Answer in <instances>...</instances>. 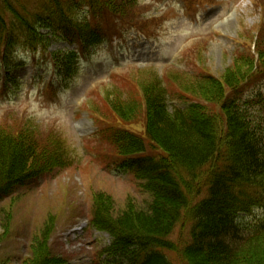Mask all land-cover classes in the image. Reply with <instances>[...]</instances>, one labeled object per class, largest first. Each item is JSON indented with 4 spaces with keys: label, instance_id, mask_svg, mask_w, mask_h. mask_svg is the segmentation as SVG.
<instances>
[{
    "label": "trees",
    "instance_id": "trees-1",
    "mask_svg": "<svg viewBox=\"0 0 264 264\" xmlns=\"http://www.w3.org/2000/svg\"><path fill=\"white\" fill-rule=\"evenodd\" d=\"M20 1L0 0V52L13 47L18 31L28 44L35 42L36 21H49L71 42L93 45L118 31L101 24L106 16L122 19L101 0H87L88 20L63 19L65 0H46L49 8L27 19ZM259 34L254 51L248 47L245 59L237 58L241 69L233 64L219 77L200 71L187 75L190 83L182 87L141 89L128 102L108 101L114 121L101 114L106 125L97 137L112 147L122 170L144 181L151 198L144 207L127 206L114 216L109 199L93 196L90 224L112 238L111 253L121 256L134 248L138 258L131 264H264V217L251 225L239 222L254 209L264 210V87L256 88L264 70V48L259 49L264 37ZM71 60L62 59L68 70ZM132 125H141V131ZM68 165L59 139H46L29 126L0 130V201ZM48 236L44 228L26 264L57 263Z\"/></svg>",
    "mask_w": 264,
    "mask_h": 264
},
{
    "label": "rangeland",
    "instance_id": "rangeland-1",
    "mask_svg": "<svg viewBox=\"0 0 264 264\" xmlns=\"http://www.w3.org/2000/svg\"><path fill=\"white\" fill-rule=\"evenodd\" d=\"M70 1L62 5V17L74 23L87 6L84 0ZM101 1L122 15L106 16L102 24L125 32L80 55L72 76L63 77L47 60L42 62L52 55L65 67L62 59L68 58L62 52L68 45L55 36L49 21L31 22L39 41L34 52H21L26 34L18 31L15 52L0 63V130L29 126L46 139L55 137L69 160L67 167L27 182L0 201V264H26L44 228L48 251L57 261L52 264H131L133 256L137 259L134 248L121 256L111 253L107 249L112 238L90 224L98 193L109 199L114 216L127 206L144 207L151 199L142 179L110 166L119 157L95 137L106 125L99 116L105 113L114 121L108 101L128 102L141 89L182 87L190 83L187 75L200 71L219 77L233 64L241 69L237 58L244 60L248 47L254 51L259 31L264 37V0H210L200 7L192 0L191 14L185 13L181 0ZM20 3L27 19L50 5L46 0ZM132 24L153 30L155 36L142 37L130 29ZM261 40L259 49L264 48ZM263 73L256 88L264 87ZM47 81L54 83L53 94L46 92ZM129 128L141 131V125ZM262 217L264 210L254 209L239 222L251 225Z\"/></svg>",
    "mask_w": 264,
    "mask_h": 264
}]
</instances>
